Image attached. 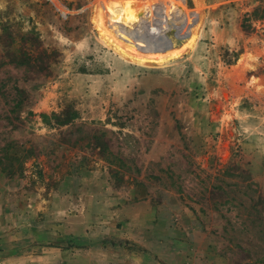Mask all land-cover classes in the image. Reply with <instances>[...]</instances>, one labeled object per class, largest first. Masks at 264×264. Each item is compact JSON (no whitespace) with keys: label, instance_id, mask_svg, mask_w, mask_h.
<instances>
[{"label":"rangeland","instance_id":"1","mask_svg":"<svg viewBox=\"0 0 264 264\" xmlns=\"http://www.w3.org/2000/svg\"><path fill=\"white\" fill-rule=\"evenodd\" d=\"M264 0H0V264H264Z\"/></svg>","mask_w":264,"mask_h":264},{"label":"trees","instance_id":"2","mask_svg":"<svg viewBox=\"0 0 264 264\" xmlns=\"http://www.w3.org/2000/svg\"><path fill=\"white\" fill-rule=\"evenodd\" d=\"M186 1H187V4L189 5L190 0H186ZM254 19L256 20L264 19V6L252 8L250 12H246L242 17L241 26L249 28L250 26L249 21L254 20Z\"/></svg>","mask_w":264,"mask_h":264}]
</instances>
